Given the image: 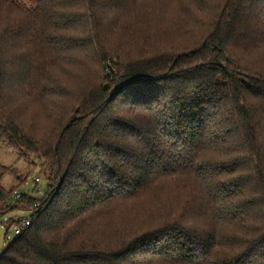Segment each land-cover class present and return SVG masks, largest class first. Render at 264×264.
Returning <instances> with one entry per match:
<instances>
[{"label": "trees", "instance_id": "obj_1", "mask_svg": "<svg viewBox=\"0 0 264 264\" xmlns=\"http://www.w3.org/2000/svg\"><path fill=\"white\" fill-rule=\"evenodd\" d=\"M156 2L0 0V144L48 182L0 264H264V0H169L202 28L183 48ZM47 98L35 136L22 99Z\"/></svg>", "mask_w": 264, "mask_h": 264}, {"label": "rangeland", "instance_id": "obj_2", "mask_svg": "<svg viewBox=\"0 0 264 264\" xmlns=\"http://www.w3.org/2000/svg\"><path fill=\"white\" fill-rule=\"evenodd\" d=\"M154 6H161V11L158 10L156 12V15L159 16L157 17L159 22L157 19H150L146 23L148 26H152V28H160L159 38L161 40L169 39L173 41L177 47H193V43L199 37L202 28L196 26L192 33H183L174 22L183 7L179 4H169V0H157ZM162 15H165V17L162 18ZM128 43L129 51L131 50L137 54L138 50L141 48L140 40ZM62 65H65L66 70L52 74L53 78L50 80L54 83L51 85V89L55 91L61 89L62 91L76 90L80 84L77 79L74 78V74H72V66L70 68V66H68L70 63L68 62H62ZM74 70L76 75L78 70ZM62 73L66 74L64 75ZM57 96L53 95L49 98L51 103L54 101L61 103L63 101ZM49 99H43V102L41 101L38 104H35L32 100L22 99L21 109L23 110V114L21 120L25 131L30 132L35 136H41L44 134L45 107L47 106ZM55 113H58V111L54 110L52 114ZM33 161L34 160L31 159L30 156H25V154L23 155L21 152L13 151L6 144H0V187H2L5 194V199L0 205L4 210V213L9 214L10 217H15L17 215L26 217L28 215L26 212H19V210H26L24 209V204L21 203L23 198L20 202L13 200L15 192L18 191L24 196H31L36 199H42L48 193V182L46 177L40 175V168L38 164H35ZM6 227L7 226L4 225L1 220L0 256L15 238L12 230L7 234Z\"/></svg>", "mask_w": 264, "mask_h": 264}, {"label": "built area", "instance_id": "obj_3", "mask_svg": "<svg viewBox=\"0 0 264 264\" xmlns=\"http://www.w3.org/2000/svg\"><path fill=\"white\" fill-rule=\"evenodd\" d=\"M22 198V194L20 192H15L13 195V200L19 202ZM26 212L28 215L23 217L22 215H17L15 217H10L9 214L5 215L2 219L4 225L9 226V231L12 230L14 239L22 236V234L33 224V221L37 217V211L35 209H31Z\"/></svg>", "mask_w": 264, "mask_h": 264}]
</instances>
